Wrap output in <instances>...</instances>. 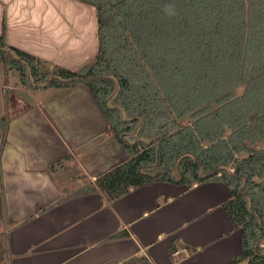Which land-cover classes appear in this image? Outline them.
<instances>
[{"label": "trees", "instance_id": "obj_1", "mask_svg": "<svg viewBox=\"0 0 264 264\" xmlns=\"http://www.w3.org/2000/svg\"><path fill=\"white\" fill-rule=\"evenodd\" d=\"M79 1L98 23V50L83 66L11 46L6 15L0 61L31 89L90 88L129 158L86 189L116 199L156 181H222L242 232L232 264H264V0Z\"/></svg>", "mask_w": 264, "mask_h": 264}, {"label": "crops", "instance_id": "obj_2", "mask_svg": "<svg viewBox=\"0 0 264 264\" xmlns=\"http://www.w3.org/2000/svg\"><path fill=\"white\" fill-rule=\"evenodd\" d=\"M4 15L8 43L51 64L74 69L95 55L92 5L0 0V33ZM36 92L40 100L12 118L5 141L0 128V230L7 232L0 257L9 264H128L134 257L232 264L242 232L224 207V182L156 181L116 199L88 190L129 158L127 150L87 85ZM183 248L186 255L174 254Z\"/></svg>", "mask_w": 264, "mask_h": 264}, {"label": "rangeland", "instance_id": "obj_3", "mask_svg": "<svg viewBox=\"0 0 264 264\" xmlns=\"http://www.w3.org/2000/svg\"><path fill=\"white\" fill-rule=\"evenodd\" d=\"M88 18L90 19V15H88ZM93 31H95V29H93ZM94 38H95L94 41L96 42V45H93V48H91V51H93L94 54H96L98 50V37L95 36ZM90 56L91 54H89V57ZM49 64L54 65L51 63ZM84 64H82L81 66H83ZM74 69H77V68H74ZM37 90L39 89H36V90L31 89L28 86L22 84L18 73L14 70L9 71V75L7 76L5 73L4 65L0 61V110H1L0 120L5 115H8V118H9L8 122L10 126V121L12 120V118L14 119L15 116H18L21 110L27 107L30 103L34 102V99H39L41 97V95L36 92ZM14 105H16L15 108H13ZM90 181L92 180L90 179ZM1 231L3 230H0V252L4 254L3 249L5 248V246H4V236L3 235L6 236L7 232L5 233L3 232L2 234ZM243 263L246 264V262H243ZM0 264H9L8 259H4L0 257Z\"/></svg>", "mask_w": 264, "mask_h": 264}, {"label": "built area", "instance_id": "obj_4", "mask_svg": "<svg viewBox=\"0 0 264 264\" xmlns=\"http://www.w3.org/2000/svg\"><path fill=\"white\" fill-rule=\"evenodd\" d=\"M187 253H188V250H187L186 248H183V249H180V250H176V251L174 252V254H175L176 256H180L181 254L186 255Z\"/></svg>", "mask_w": 264, "mask_h": 264}, {"label": "clouds", "instance_id": "obj_5", "mask_svg": "<svg viewBox=\"0 0 264 264\" xmlns=\"http://www.w3.org/2000/svg\"><path fill=\"white\" fill-rule=\"evenodd\" d=\"M169 7V9L171 8V6H168Z\"/></svg>", "mask_w": 264, "mask_h": 264}]
</instances>
